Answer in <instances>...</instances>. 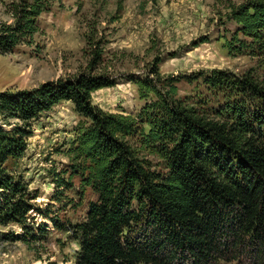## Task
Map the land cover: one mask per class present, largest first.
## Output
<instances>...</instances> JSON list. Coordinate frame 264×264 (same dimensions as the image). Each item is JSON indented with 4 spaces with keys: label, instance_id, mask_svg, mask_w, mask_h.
Segmentation results:
<instances>
[{
    "label": "trees",
    "instance_id": "1",
    "mask_svg": "<svg viewBox=\"0 0 264 264\" xmlns=\"http://www.w3.org/2000/svg\"><path fill=\"white\" fill-rule=\"evenodd\" d=\"M58 1L10 0L13 22L0 17V52L30 42L39 17ZM229 18L237 26L224 39L229 52L264 57V0L232 4ZM161 61L157 57L145 75L128 77L145 102L137 114L93 102L95 91L118 83L95 72L101 51L76 76L0 92V114L22 122L12 129L0 124V225H21L25 241L34 236L33 212L64 228L52 215L53 202L37 205L38 194L6 163L24 156L35 120L70 101L80 118L66 150L70 170L54 172L53 199L67 202L74 178L96 195L85 219L71 225L80 246L76 264H264V74L250 68L166 76ZM184 78L201 80L222 95L223 105L180 97Z\"/></svg>",
    "mask_w": 264,
    "mask_h": 264
},
{
    "label": "rangeland",
    "instance_id": "2",
    "mask_svg": "<svg viewBox=\"0 0 264 264\" xmlns=\"http://www.w3.org/2000/svg\"><path fill=\"white\" fill-rule=\"evenodd\" d=\"M245 1L59 0L39 17V31L30 42L19 44L12 52H0V92L33 89L50 80L76 76L90 67L94 51L102 52V64L95 72L113 75L118 81L93 93V102L109 112L137 114L142 109L145 102L128 77L145 75L157 57L166 76L183 77L212 69L243 74L253 68L262 77L263 56L248 51L232 54L224 46L225 36L230 37L237 28L229 18L230 7ZM9 2L0 0V17L13 22L6 10ZM201 37L209 39L195 46ZM178 87L179 96L190 103L211 108L224 103L222 95L201 80L184 78ZM79 118L72 102L55 105L35 120L24 156L8 159V171L21 176L28 189L38 194L37 205L44 208L53 202L52 215L64 228L33 212L29 224L34 236L25 241L21 225H0V264H76L80 246L71 225L85 219L96 195L90 188L82 190L79 178L65 191L67 202L54 200L53 194L54 172L63 175V170H70L66 150ZM0 124L12 129L22 122L0 114ZM64 175L68 177V173Z\"/></svg>",
    "mask_w": 264,
    "mask_h": 264
}]
</instances>
